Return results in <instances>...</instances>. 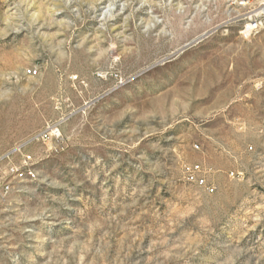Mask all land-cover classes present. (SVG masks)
I'll use <instances>...</instances> for the list:
<instances>
[{
  "label": "rangeland",
  "instance_id": "1",
  "mask_svg": "<svg viewBox=\"0 0 264 264\" xmlns=\"http://www.w3.org/2000/svg\"><path fill=\"white\" fill-rule=\"evenodd\" d=\"M252 10L0 0V154L52 125L61 134L21 149L33 164L0 198V264H264Z\"/></svg>",
  "mask_w": 264,
  "mask_h": 264
},
{
  "label": "built area",
  "instance_id": "2",
  "mask_svg": "<svg viewBox=\"0 0 264 264\" xmlns=\"http://www.w3.org/2000/svg\"><path fill=\"white\" fill-rule=\"evenodd\" d=\"M229 5L236 6L241 9L252 8L250 15L243 19L246 21L243 25L245 33L256 32L264 28V19H261V12H264V0H225ZM28 72H32L28 70ZM61 136L58 127L52 125L48 131L40 132L30 138L27 142L15 146L10 151L0 154V198H6V195L13 189V181H23V174H30V166L33 160L30 155L22 154L21 149L30 142L42 141L45 142L51 138L58 139ZM19 153L21 156L17 166L11 163V157ZM7 162L5 168H2L3 163ZM184 173L189 182L196 186L204 188L207 193L213 192V187L206 184L205 180L198 176V166H187ZM28 183V182H25Z\"/></svg>",
  "mask_w": 264,
  "mask_h": 264
},
{
  "label": "bare ground",
  "instance_id": "3",
  "mask_svg": "<svg viewBox=\"0 0 264 264\" xmlns=\"http://www.w3.org/2000/svg\"><path fill=\"white\" fill-rule=\"evenodd\" d=\"M261 19H264V12H261ZM26 73L30 74L31 72H28V70H27ZM24 177H26L25 174H23V180L25 179ZM10 192H11V190H10Z\"/></svg>",
  "mask_w": 264,
  "mask_h": 264
}]
</instances>
